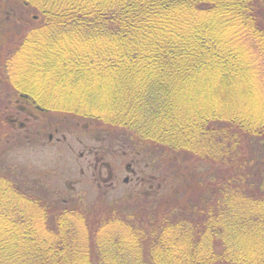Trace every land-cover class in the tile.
<instances>
[{
    "label": "trees",
    "instance_id": "trees-1",
    "mask_svg": "<svg viewBox=\"0 0 264 264\" xmlns=\"http://www.w3.org/2000/svg\"><path fill=\"white\" fill-rule=\"evenodd\" d=\"M15 1L3 73L16 56L44 86L15 84L13 105L41 138L123 144L133 176L86 204L1 162L0 264H264V0ZM13 124L6 146H27Z\"/></svg>",
    "mask_w": 264,
    "mask_h": 264
},
{
    "label": "rangeland",
    "instance_id": "rangeland-1",
    "mask_svg": "<svg viewBox=\"0 0 264 264\" xmlns=\"http://www.w3.org/2000/svg\"><path fill=\"white\" fill-rule=\"evenodd\" d=\"M9 4L10 6L16 5L17 2L15 0H10ZM12 20L14 22L13 15L11 16V14H3L0 12V117L4 119H12L13 123H15L13 124L15 127L14 130L11 128L6 130L8 131L11 129L12 133V137L8 141V145H12L13 143L16 144L13 133L22 130L20 128L16 129L18 127V125H16L17 122L21 123L23 121L25 123L24 129L27 130V127H29L30 130H27L30 131L29 134H32L33 132L34 134H32L31 137L32 141L27 146H14L8 148L9 146H6L5 141L8 133L3 132V129L0 130V163L6 162L5 160H7L6 163L10 162L14 165L13 167H21L31 176L42 179L45 182V185H49L51 189H57V191L62 194V198H64L66 194H69L70 190H74L77 191L79 196H82V201L86 204L96 200L98 194H103V192L107 194L108 199H119L123 196L124 179L131 175L126 171L125 165L131 161L132 158L127 154L123 144L117 143V141H106L101 143V141L97 139L95 140V137L91 136L89 133L91 128L87 134L78 128H75L71 134H67V132H59L56 133L52 141H49L48 135L41 138L36 134L39 132L38 125L34 124L36 116L33 114L29 117L28 115L23 114L20 110H17L18 106L13 105L17 100L16 97L18 96V93L17 96L15 95V84L20 82L22 84L25 83L30 87L38 88L44 86V79L40 70L30 67L29 63L25 59H17L15 58L16 56L8 58L6 65L8 71L5 74L3 73L6 58L2 55V53H4L8 47V42H6L7 38L9 39L12 31L19 33L20 30L17 26V22L15 21L16 24L14 23L15 26H17L15 27ZM6 30H9V32L5 33ZM223 33H225V29ZM243 50L245 51L246 49ZM247 53L244 52L245 65L246 63L253 62V59L250 58ZM247 69H250V67H247ZM224 86L229 85L224 84ZM241 90H239L240 93H247L245 89L244 91ZM250 93H264L263 78L260 76L258 77V75L256 80H253L252 78ZM61 94L63 95V93ZM44 95L46 98H49L46 100L48 101V105H56V102L60 104V101L56 100L57 98H52L57 95L50 92L47 94L44 93ZM51 99H55V104L51 103ZM19 101L22 104V99ZM21 104H19V106ZM46 115H48V113ZM53 115L58 118L62 117L63 113L62 111H58L53 113ZM81 120L90 122L92 125V122L86 120V118ZM6 127H8V125ZM63 136L65 138H63ZM58 137L60 140L57 139ZM100 146L102 147V150H106V157H102L101 155H98L97 157L103 158L102 162L111 164L110 168H103L101 176L98 174V170L95 171L93 167H89L90 162L95 161L94 154L85 155L86 157H80L79 155L82 151L87 152L88 148L94 147L99 149ZM109 171H114L115 174L117 173V177L115 179L116 183L114 184L115 188H110L108 185L110 180H112H108ZM98 182H101L99 189Z\"/></svg>",
    "mask_w": 264,
    "mask_h": 264
},
{
    "label": "flooded vegetation",
    "instance_id": "flooded-vegetation-1",
    "mask_svg": "<svg viewBox=\"0 0 264 264\" xmlns=\"http://www.w3.org/2000/svg\"><path fill=\"white\" fill-rule=\"evenodd\" d=\"M31 115H33V113H31ZM17 119V118H16ZM16 119H14V120H16ZM59 131H60V129L59 128H55V130H54V132H51V131H49L47 134H46V136L48 135V137H49V141H52L53 140V137L56 135V133H59ZM38 134H40V132H38ZM63 138H65L64 136H63ZM58 140H60L59 139V137L57 138ZM95 148L94 147H92V148H88L87 149V152H80V157H86L87 155H90V154H94L95 155V161L94 162H90V164H89V167H93V169L96 171V170H98V174L101 176L102 175V173H103V168L105 167V168H110V164L109 163H106V162H102L103 161V158H101V157H97L98 155V153H97V151H95L94 150ZM86 155V156H85ZM129 170H130V168H129ZM131 175H132V173L131 172H129ZM95 174V173H94ZM113 174V175H112ZM131 175H129V176H127L126 177V179H124V181L125 182H129L130 181V179H131ZM116 177H117V173L115 174V172L114 171H109V179L108 180H110V179H112V180H110V182H109V186H110V188L112 187V188H115V183H116ZM101 179V178H100ZM102 181V180H101ZM105 181V180H104ZM100 183L101 182H98V187L100 188Z\"/></svg>",
    "mask_w": 264,
    "mask_h": 264
}]
</instances>
